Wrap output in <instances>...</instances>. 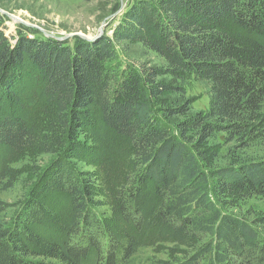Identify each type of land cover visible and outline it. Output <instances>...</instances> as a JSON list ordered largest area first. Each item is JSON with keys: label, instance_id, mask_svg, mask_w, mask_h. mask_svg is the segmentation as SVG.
<instances>
[{"label": "trees", "instance_id": "16d2710c", "mask_svg": "<svg viewBox=\"0 0 264 264\" xmlns=\"http://www.w3.org/2000/svg\"><path fill=\"white\" fill-rule=\"evenodd\" d=\"M1 20L0 190L24 152L59 156L20 208L0 199V264H130L164 246L177 264H264V215L223 211L264 196V159L218 167L211 143L264 134V0H133L111 37L72 45H12ZM123 43L166 70L109 67ZM165 74L193 76L209 109L166 102L181 89Z\"/></svg>", "mask_w": 264, "mask_h": 264}, {"label": "rangeland", "instance_id": "374dc122", "mask_svg": "<svg viewBox=\"0 0 264 264\" xmlns=\"http://www.w3.org/2000/svg\"><path fill=\"white\" fill-rule=\"evenodd\" d=\"M133 0H0L1 24L5 35L12 45L20 35L37 39L61 38L73 44L74 38L96 37L102 26L104 35L111 37L112 30L120 21L123 13ZM119 13V14H117ZM117 14V15H116ZM116 15L114 18L112 16ZM9 16L19 18L15 22ZM103 35V36H104ZM119 71L130 67L147 66L165 71L166 63L158 55L139 43H123L117 46L116 58L107 64ZM171 84L179 93H171L164 99L168 103L181 104L189 102L192 110L189 114L205 112L209 109L207 89L191 75L172 76L165 74L158 80ZM172 101V102H171ZM264 113V105H263ZM83 143L92 145L85 135H81ZM211 143L219 153L215 166L227 165L264 159V134L251 138L247 147L233 141L228 142L224 134L217 135ZM56 154L42 152H24L14 164L18 180L13 187L0 190V199L11 205L21 207L28 198L32 185L44 170L58 158ZM81 171L92 172L94 169L83 161L75 163ZM223 211L252 221L264 215V196L250 197L243 200H227ZM102 211V210H101ZM166 248L142 250L130 264H177L182 255L173 256Z\"/></svg>", "mask_w": 264, "mask_h": 264}, {"label": "water", "instance_id": "95a60500", "mask_svg": "<svg viewBox=\"0 0 264 264\" xmlns=\"http://www.w3.org/2000/svg\"><path fill=\"white\" fill-rule=\"evenodd\" d=\"M1 12V11H0ZM2 13V12H1ZM117 14H119V13H117ZM116 14V15H117ZM116 15H114V16H112L111 18H114ZM9 18H11L12 20H17V18H15V17H13V16H9ZM21 22V21H20ZM107 26V24H104L103 26H102V31L96 36V37H90V38H83V40H86V41H89V42H91V41H95V40H97V39H100L101 37H103V35H104V33H103V29L105 28ZM56 40L57 41H63V39H61V38H56Z\"/></svg>", "mask_w": 264, "mask_h": 264}, {"label": "bare ground", "instance_id": "6f19581e", "mask_svg": "<svg viewBox=\"0 0 264 264\" xmlns=\"http://www.w3.org/2000/svg\"><path fill=\"white\" fill-rule=\"evenodd\" d=\"M15 22H20V19L19 18H17V20H14Z\"/></svg>", "mask_w": 264, "mask_h": 264}]
</instances>
